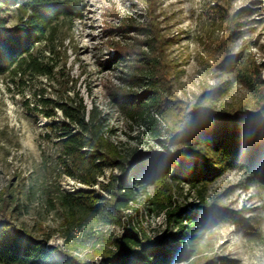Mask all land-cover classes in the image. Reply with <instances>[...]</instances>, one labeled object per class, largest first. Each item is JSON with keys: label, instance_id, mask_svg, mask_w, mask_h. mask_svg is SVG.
<instances>
[{"label": "rangeland", "instance_id": "374dc122", "mask_svg": "<svg viewBox=\"0 0 264 264\" xmlns=\"http://www.w3.org/2000/svg\"><path fill=\"white\" fill-rule=\"evenodd\" d=\"M84 5L82 16L60 24L57 44L63 60L67 58L60 79L76 80L89 108L92 102L100 106L109 121L107 136L122 153L165 151L149 122L129 120L114 100L119 89L127 94L142 89V83L126 79L124 63L108 64L116 45L134 47L144 38L126 33L125 24L154 22L165 41L169 93L177 104L168 119L177 121L203 97L204 104L213 103L218 111L240 106L256 111L248 83L264 82V0H84ZM21 23V14L12 11L9 28ZM39 51H46V46ZM39 81L46 83L45 78ZM7 82L0 76V219L37 237L51 234L49 243L62 249L69 240V249L85 259L95 240L88 234L104 229L107 237L118 236L124 229L104 227L98 215L83 208L71 216L66 195L77 196L78 191L104 195L103 186L119 169L106 166L94 186L67 176L57 159V139L46 137L49 121L27 111L21 94L15 86L9 89ZM153 115L161 138L169 137L175 122L167 123L155 110ZM156 194L151 187L149 195ZM171 194L178 204L196 209L198 195L188 185H172ZM205 195L247 222L229 219L213 226L200 241L198 254L179 264H264V185L255 183L245 170L228 169L209 184ZM146 200L143 197L138 204L139 212H127L125 228L131 215V226L156 240L166 232V220L164 214L150 213Z\"/></svg>", "mask_w": 264, "mask_h": 264}, {"label": "trees", "instance_id": "16d2710c", "mask_svg": "<svg viewBox=\"0 0 264 264\" xmlns=\"http://www.w3.org/2000/svg\"><path fill=\"white\" fill-rule=\"evenodd\" d=\"M84 7V0H0V76L8 78L9 89L16 87L27 111L49 121L46 137L57 139V159L67 176L94 186L106 166L118 167L119 172L103 186L104 195L78 191L77 196L66 195L65 201L71 216L83 208L98 215V223L104 227H122L124 231L108 237L104 229L88 234L95 238L93 252L82 259L69 249V240L62 249L49 243L51 234L37 237L0 219V264L188 262L198 254L200 241L210 228L229 219L247 222L240 214L208 200L209 184L228 169H241L255 183L264 185V82L248 83L257 112L244 106L218 111L213 103L204 104L203 97L177 121L168 119L177 104L169 93L165 41L154 22L125 24L126 33L136 32L144 38L134 47L116 45V54L108 64L124 63L126 79L142 83V89L130 94L119 89L114 100L129 120L148 121L165 151L122 153L107 136L109 121L100 106L92 102L89 108L76 80L70 76L65 82L60 79L67 61L57 44L60 24L82 16ZM14 10L21 14L22 23L10 29ZM40 46H46V51L36 52ZM41 78L46 83L40 82ZM153 110L167 123L175 122L169 137L161 138ZM172 185L196 190L195 210L178 204L171 194ZM151 187L157 191L155 196L149 195ZM143 197L150 213L165 216L166 232L156 240L142 228L131 226V215L125 228L127 212H139Z\"/></svg>", "mask_w": 264, "mask_h": 264}]
</instances>
